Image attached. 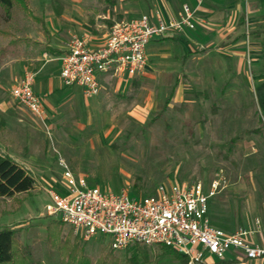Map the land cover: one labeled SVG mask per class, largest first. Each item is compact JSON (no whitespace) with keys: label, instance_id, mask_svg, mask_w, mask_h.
Listing matches in <instances>:
<instances>
[{"label":"rangeland","instance_id":"rangeland-1","mask_svg":"<svg viewBox=\"0 0 264 264\" xmlns=\"http://www.w3.org/2000/svg\"><path fill=\"white\" fill-rule=\"evenodd\" d=\"M26 3L27 9L17 0L10 15L0 5V30H11L16 35L24 32L21 27L26 24L25 30L36 38L40 23L29 15L42 14L54 25H70L67 43L74 34L89 36V31L75 26L77 22L82 27L103 22L104 0ZM253 31L250 26L244 27V37L235 50L239 60L228 72L217 70V80L197 64L189 81L182 73H164L131 87L127 99L106 90L111 94V110L146 105L153 99L143 128L135 123H126L125 128H102L108 127L110 120L112 125L123 126L122 118L96 114L86 130L79 128L88 116V107L78 86L57 95L65 102L74 93L75 99L64 107L78 105L76 111L81 118L69 113L60 128H47L45 122L32 119L29 110L11 95L12 76L18 72L13 62L24 54L22 47L17 48L22 41L13 42L15 37L0 35V94L13 103L17 113L7 122L18 145L11 151L23 157L26 145L23 166L59 174L64 185L60 156L70 161L76 175L88 176L92 185L115 191L125 188L140 195L153 194L159 184L171 182L201 181L208 191L212 181L218 179L220 186L210 200L212 221L232 231L240 227L253 230L264 223V34ZM44 72L35 79H42ZM176 75L181 80L177 85ZM36 185L27 193L0 198V228L16 230L17 245L30 261L77 264L85 255L88 264H182L175 255L165 253L161 245L132 244L114 250L109 235L98 233L86 238L76 233L47 212L51 188L44 189L37 181ZM75 245L77 255L71 260ZM138 245L147 249L148 259L133 263L130 258Z\"/></svg>","mask_w":264,"mask_h":264},{"label":"built area","instance_id":"built-area-1","mask_svg":"<svg viewBox=\"0 0 264 264\" xmlns=\"http://www.w3.org/2000/svg\"><path fill=\"white\" fill-rule=\"evenodd\" d=\"M193 16L194 11L186 7L180 19L168 22L150 13L123 19L110 27L98 47L90 46L89 36L74 34L59 56L64 85L78 86L92 97L101 90L103 73L127 77L144 73L149 42L194 27ZM35 75L26 70L16 78L11 95L45 122L43 98L34 90ZM59 163L66 191L49 189L47 212L86 238L109 235L114 250L132 244L172 247L187 257V264H202L207 254L225 260L231 252L248 259L264 258V245L249 240L254 230L232 231L212 221L210 200L220 186L218 179L208 191L201 181L171 182L159 184L153 194L140 195L125 188L115 191L92 185L86 176L76 175L62 156Z\"/></svg>","mask_w":264,"mask_h":264},{"label":"crops","instance_id":"crops-1","mask_svg":"<svg viewBox=\"0 0 264 264\" xmlns=\"http://www.w3.org/2000/svg\"><path fill=\"white\" fill-rule=\"evenodd\" d=\"M104 3L103 22L98 21L89 27H82L79 22L75 25L79 30L84 28L89 31V44L92 47H98L103 43L114 23L143 13H150L155 19L160 17L168 22L180 19L185 8L188 7L194 11L192 20L195 25L194 27L186 26L182 33L170 32L166 36L151 40L147 46L149 61L144 73L133 77L114 75L111 72L101 74L100 93L92 97H86L83 94L86 99L84 105L88 107V116L79 127L82 130L89 128L96 114H111L113 117L122 118L123 126L119 127L117 123L112 125L110 120L107 121L110 122V125L108 127L103 125L102 128H125L126 123H135L143 128L153 107V99H149L146 105L138 103L130 109L126 107L123 110H111L108 109L111 103V94L106 90L111 89L114 93H118L121 99H127L128 96L125 95L131 87H139L143 81L156 79L164 73L173 72L177 75L182 73L189 81L192 78L191 75L195 74L197 64L210 71V77L217 80L215 75L217 70L228 72L239 60L235 50L244 37L245 26H250L255 31H253L254 34H264V0H104ZM29 16L40 23V30L36 31V38H33V35L25 30L26 24L22 25L23 28L21 27L23 33L15 35L11 30H3L0 33V35L6 34L15 37L11 40L13 42L22 41L19 44L22 46L17 48L22 47L21 50L24 51L21 57L14 59L13 67L18 72L12 76L13 83L10 87L12 88L16 78L21 76L26 69L35 71L36 75L45 70L42 79H35L34 90L43 97L47 112L45 121L47 128H60L63 126L61 122L69 113L76 118H81V115L76 111L78 105L76 108L74 105H70L68 108L64 107L65 104L75 99L74 93L65 102L57 95L59 91L68 89L61 77L59 56L66 50V39L71 32L70 25L64 22H57L54 25L48 17L42 14L34 13ZM259 56L260 54H256V57ZM49 64L53 65L48 67ZM177 75L176 85L181 82ZM167 102L169 103L168 99ZM16 114L13 103L7 101L6 97L0 94V151L11 155L23 166L24 162L21 158L27 156L25 155L26 145H23L25 149L23 157L12 152L11 149L18 145L14 142L15 137L7 126L8 117H14ZM30 115L32 119L39 120L31 112ZM19 121L22 119L19 118ZM95 141L93 140V142ZM64 159L71 165L68 159ZM26 169L30 170L35 180L40 182L44 189L55 187L59 191H64L63 189L66 188L58 178L59 174L43 169L38 171L28 167ZM79 174L89 175L85 172ZM60 175H62L61 172ZM255 227L252 228L254 232L249 236V240L264 245V223ZM205 264H264V258H241L238 254L231 252L227 259L220 260L207 254Z\"/></svg>","mask_w":264,"mask_h":264},{"label":"trees","instance_id":"trees-1","mask_svg":"<svg viewBox=\"0 0 264 264\" xmlns=\"http://www.w3.org/2000/svg\"><path fill=\"white\" fill-rule=\"evenodd\" d=\"M17 0H0V5L4 7L7 15H10L15 2ZM22 1L24 8L27 9L26 0ZM2 30H0V33ZM168 103V102H167ZM36 180L33 175L25 167L20 165L11 155L0 151V198L13 197L17 194L27 193L34 189ZM138 184L135 183V187L138 188ZM137 194L136 192H133ZM16 230L11 227L0 228V264H41L40 262L30 261L21 253L18 247ZM164 252L173 254L182 264H187V257L184 254L179 253L175 248L162 245ZM75 251L70 253L71 260H74ZM20 253V254H19ZM69 257V258H70ZM82 257V256H80ZM140 258L143 260L148 259L147 249L144 246L138 245L135 248L130 260L133 263L139 262ZM88 259V258H87ZM83 255V258L77 264H88V261Z\"/></svg>","mask_w":264,"mask_h":264}]
</instances>
